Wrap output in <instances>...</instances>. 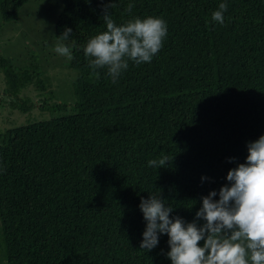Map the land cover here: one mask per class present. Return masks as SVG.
<instances>
[{"label": "trees", "instance_id": "16d2710c", "mask_svg": "<svg viewBox=\"0 0 264 264\" xmlns=\"http://www.w3.org/2000/svg\"><path fill=\"white\" fill-rule=\"evenodd\" d=\"M28 1L0 0L2 19H18ZM58 3L54 37L72 29L71 98L46 93L38 53L34 70L0 57L9 109L50 113L0 130V264H171L167 234L140 249L141 199L160 194L172 217L192 222L201 198L219 193L264 135V0ZM220 3L223 24L212 20ZM110 4L117 26L147 17L167 24L152 61H129L115 83L84 53L106 31ZM33 79L38 99L20 97ZM162 155L172 162L149 166Z\"/></svg>", "mask_w": 264, "mask_h": 264}, {"label": "clouds", "instance_id": "9594fccd", "mask_svg": "<svg viewBox=\"0 0 264 264\" xmlns=\"http://www.w3.org/2000/svg\"><path fill=\"white\" fill-rule=\"evenodd\" d=\"M103 16L106 31L92 37L84 47L86 57L91 58V68L107 67L113 83L129 61L149 63L160 51L167 36V24L162 18H134L117 26L108 8ZM133 5L129 4L127 11ZM227 4L220 3L212 14V20L223 24ZM72 29L60 36L54 51L69 60L72 46L69 40ZM244 163L227 173L228 184L219 193L211 191L202 197V207L195 219L186 223L181 217H172L174 207L165 203L159 195L141 199L139 205L146 223L140 249L151 251L159 243V236L167 234L171 264H264V135L248 145ZM173 158L162 155L148 162L156 169L166 167ZM219 196L216 200L214 197ZM204 221L198 225V221ZM203 241V246L200 242Z\"/></svg>", "mask_w": 264, "mask_h": 264}, {"label": "rangeland", "instance_id": "374dc122", "mask_svg": "<svg viewBox=\"0 0 264 264\" xmlns=\"http://www.w3.org/2000/svg\"><path fill=\"white\" fill-rule=\"evenodd\" d=\"M59 11L58 0H29L20 10L19 18L4 21L0 15V57H10L16 67H28L34 70L32 56L38 53V62L43 75L49 78L46 93H51L54 100L67 101L71 94V83L75 71L67 67L68 58L54 51L60 39L53 35V23ZM69 45L68 41H63ZM5 74L0 67V130L16 125L25 124L28 121L47 118V112H41L36 108L30 114L18 109H9L3 99H7L4 89ZM39 89L33 79L20 91L19 96H30L37 100ZM71 98V97H70ZM71 101V100H70Z\"/></svg>", "mask_w": 264, "mask_h": 264}]
</instances>
